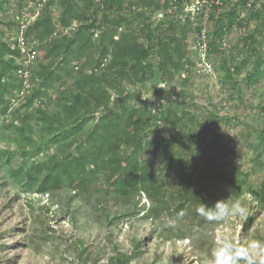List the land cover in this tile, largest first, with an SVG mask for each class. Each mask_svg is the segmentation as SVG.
I'll list each match as a JSON object with an SVG mask.
<instances>
[{
	"label": "rangeland",
	"instance_id": "1",
	"mask_svg": "<svg viewBox=\"0 0 264 264\" xmlns=\"http://www.w3.org/2000/svg\"><path fill=\"white\" fill-rule=\"evenodd\" d=\"M52 1L0 0V3H5V9L0 11V40L12 48H19V44L23 47L20 39L24 37V32L45 14ZM202 1L206 4L197 5L196 0H169L170 4L166 5L164 0L160 2L162 9L156 11L155 8L135 6L137 0H126L125 13L130 19L141 13L156 31L164 29L161 24L165 19L173 21L178 17L185 20L190 16L192 25H189L190 32L184 45V68L173 71V77L161 87L164 95L184 105L190 116H195L199 123L209 127L207 134L210 141H218V146L206 148L205 154L199 158L203 161L200 162L201 169L230 178L233 171L242 174L239 178L245 188L241 202L249 210L247 219L239 221L230 218L216 223L202 216L194 219L165 212L158 220H147L144 214L152 204L145 194L128 203L116 198L104 181L97 182L89 193L81 195H74L70 191L45 197L28 194L10 176L20 166V155L0 153V264H117L115 258L122 255L129 257L127 264H165V261L167 264H206L217 242L226 235L235 236L239 232L240 236H246L249 240L264 241V209L249 193V189H257L264 183V142L261 143L259 138L264 128V0H251L245 6L241 5L242 0H214L216 6L221 7L219 11L211 7L212 0ZM132 3L135 5L129 9ZM95 4L98 5V2ZM235 5H239L241 22L221 40H216L218 17L222 13H229ZM199 6H205L204 10L198 12ZM62 11L55 0L50 10L57 27L53 37L44 42H33L34 36L30 40L26 38V48L34 54L21 53L20 58H16V65L23 73L17 71L14 82L21 88L7 98L8 114L4 115L0 110V151L21 152L20 144L27 143L12 125L21 124V116L28 111L22 108L23 105L42 84L34 72L43 70L53 62L52 58L47 57V49L65 36H74L73 33L81 25L80 22H73L68 28L61 27L59 15ZM98 14L100 22L104 11L100 9ZM213 14L215 21L210 20ZM200 26L207 34V46L213 42L223 55L208 52L204 60L205 50L200 47V41L198 43L201 33L193 32L195 27ZM140 27L141 24L135 27L138 32ZM125 32L126 29L120 33ZM100 35L101 32L94 35L97 44ZM254 40L256 43L251 44ZM60 57L57 65L65 59V55ZM98 58L97 51L86 55L82 61L86 63L85 73L101 70L93 67ZM109 60L103 61L102 70ZM82 62L74 60L71 70H81ZM225 62L232 73L236 65L244 63L240 75L234 74L231 82H228ZM257 66L261 67L263 74L249 85L247 79ZM76 77L73 75L69 78L64 74V86L49 92L52 105L45 99L37 101L34 107L42 105V109L55 110L54 100H57L60 92L72 89ZM235 83L240 90L236 89ZM123 87L128 93L137 91L132 107L145 104L159 113L168 103V100H163L158 104L156 96L160 93L154 90L153 84L134 86L124 83ZM117 99V93L113 92L111 108L115 111L120 109ZM157 119L161 121V117ZM184 121L190 125L187 119ZM161 124L164 127L165 124ZM36 125L33 122L36 142H45L48 137L41 126ZM193 131H198L197 126ZM47 158L46 154L39 157L41 161ZM30 161L33 162V159ZM153 167L155 170L161 169L159 163ZM163 178L166 186L172 185V190L180 189L179 179L174 176ZM235 187L226 179L215 182L211 186L215 201L227 199L230 195L234 201L237 198ZM70 197H74L72 203L65 208ZM99 201L105 207H98ZM118 217L121 218L116 220Z\"/></svg>",
	"mask_w": 264,
	"mask_h": 264
},
{
	"label": "trees",
	"instance_id": "2",
	"mask_svg": "<svg viewBox=\"0 0 264 264\" xmlns=\"http://www.w3.org/2000/svg\"><path fill=\"white\" fill-rule=\"evenodd\" d=\"M54 1L50 2L45 14L26 29L25 38L30 40L34 36L33 42H44L53 37L57 30L50 13ZM56 1L63 10L59 15L61 27L68 28L73 22H80L81 25L71 38L65 36L54 42L47 49V57L52 58L53 62L43 70L34 72L42 84L23 105L22 108L28 111L21 116V124L12 125L27 143L22 145L20 142L21 152L0 151L2 155H20L22 159L19 168L10 175L13 182L21 186L25 193L45 197L64 191L74 195L86 194L97 182L104 181L116 198L128 203L145 194L152 207L144 218L151 221L158 220L165 212H174L179 216L181 211L187 218L198 219L200 215L196 208L201 202L209 205L216 202L211 186L224 179L236 186V196L241 197L245 186L239 178L242 175L239 171H233L230 178L201 169L200 162L203 161L199 158L205 154L206 148L215 146L218 141H210L207 134L209 127L199 123L195 116H190L184 105L164 95L161 87L173 77V71L184 68V45L190 32L189 25H192L190 16L185 20L178 17L173 21L165 19L161 24L164 29L156 31L141 13L133 19L129 18L125 13L126 0ZM250 1L242 0L241 5H249ZM160 2L164 0H137L136 5L130 4L129 9L135 5L159 11L163 7ZM165 2L166 5L170 4L169 0ZM213 7L215 11L221 9L220 5L214 4ZM4 9L5 3L2 2L0 11ZM100 9L104 15L99 22ZM214 16H210V20L215 21ZM240 16L239 5H235L229 13H222L217 19L216 40H221L240 23ZM140 24L139 33L135 27ZM124 29L126 32L120 33ZM202 30L201 26L195 27L193 32L199 35ZM97 32H101L98 44L94 41ZM142 38L145 42L141 41ZM255 43V40L251 41V44ZM209 46L210 54L223 55L213 42ZM94 51H97L99 58L93 67L101 70L87 74L84 71L86 63L82 61ZM62 55H65V59L57 65ZM20 56L17 46L12 48L0 40V110L4 115L9 112L7 98L21 88L14 82L15 74L20 70L16 58ZM6 57L9 59L6 60ZM107 58H110L109 63L102 70L103 61ZM74 60L82 62L81 70L77 72L70 68ZM226 66L225 62V72L228 82H231L234 74L240 75L244 63L236 65L234 73ZM64 74L69 78L73 75L77 77L72 89L60 92L57 100H54L56 109H42V105L35 108L37 101L45 99L52 105L49 92L64 86ZM262 74L261 67L257 66L247 83H255ZM124 83L134 86L153 84L154 90L160 93L156 96L158 104L168 100L166 107L159 113L145 104L132 107L137 91L128 93L122 88ZM235 84L236 89L240 90ZM113 92L118 95L115 101L120 109L117 111L111 108ZM160 95L163 97L160 98ZM34 108L35 111H32ZM157 117H161L164 127ZM185 119L190 125L185 124ZM33 122L37 123V127L41 126L48 140L36 142ZM196 126L198 131L194 132ZM259 134L262 143L264 128ZM45 154L48 158L41 161L39 157ZM155 163H159L160 170L154 169ZM173 176L180 180L178 191L172 190V185L166 186L163 181V177ZM249 193L264 209V183L257 189H249ZM73 198H69L65 208L70 207ZM99 202L98 207H105ZM128 260L129 257L124 255L115 258L117 264H127Z\"/></svg>",
	"mask_w": 264,
	"mask_h": 264
},
{
	"label": "clouds",
	"instance_id": "3",
	"mask_svg": "<svg viewBox=\"0 0 264 264\" xmlns=\"http://www.w3.org/2000/svg\"><path fill=\"white\" fill-rule=\"evenodd\" d=\"M241 199L237 197L233 201L230 195L227 199L217 200L211 205L201 202L196 212L205 220L216 223L230 218L243 221L247 219L249 210ZM184 215V211L179 213L180 217ZM206 264H264V241L249 240L246 236H240L239 232L235 236L226 235L217 242Z\"/></svg>",
	"mask_w": 264,
	"mask_h": 264
},
{
	"label": "built area",
	"instance_id": "4",
	"mask_svg": "<svg viewBox=\"0 0 264 264\" xmlns=\"http://www.w3.org/2000/svg\"><path fill=\"white\" fill-rule=\"evenodd\" d=\"M197 1V5H200V4H206V3H204L205 1H202V0H196ZM214 4H216V2L214 1V0H212V3H211V7H213V5ZM196 5V4H195ZM203 7H205V6H199L198 7V12H201V10H203ZM24 35V34H23ZM21 41V43L23 44V47H21L20 46V44H19V49H20V52L21 53H27V54H34V52H28V50H27V48H26V42H25V40H26V38H25V35H24V37L22 38V39H20ZM207 40H208V37H207V34H206V32L203 30L202 32H201V35L198 37V43H199V41H200V43H199V45H200V47H202L204 50H205V56H204V60L206 61V59H207V53H208V49H209V47L207 46ZM204 61V62H205ZM20 73L22 74L23 73V71L22 70H20Z\"/></svg>",
	"mask_w": 264,
	"mask_h": 264
}]
</instances>
